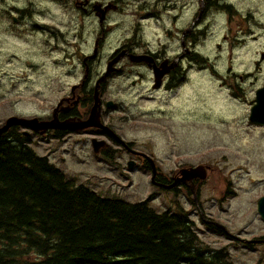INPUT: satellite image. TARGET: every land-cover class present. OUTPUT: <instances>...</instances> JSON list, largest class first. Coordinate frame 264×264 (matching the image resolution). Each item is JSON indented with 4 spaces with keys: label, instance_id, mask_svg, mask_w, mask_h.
Returning <instances> with one entry per match:
<instances>
[{
    "label": "rangeland",
    "instance_id": "obj_1",
    "mask_svg": "<svg viewBox=\"0 0 264 264\" xmlns=\"http://www.w3.org/2000/svg\"><path fill=\"white\" fill-rule=\"evenodd\" d=\"M32 1L49 5L37 16V23H58L64 30L97 26L92 16L74 21V11L70 19L69 11L57 1ZM105 1L114 4L110 9V28H126V33L119 30L111 36L110 51L123 36L133 38L138 27L143 28L139 37L153 49H162L172 42L174 34L168 30L171 18L162 10L164 0L159 5L161 17L134 12L135 5L143 9L142 4H157L158 0ZM229 1L234 3L233 12L208 17L206 24L212 27L202 28L206 34H200V44L195 49L205 60L201 65L192 63L190 79L180 93L159 92L149 99L148 85L134 91L130 80L124 89L113 84L108 90L120 105L114 113L118 131L126 141L153 156L158 168L169 173L178 165L209 166L206 180L193 185L195 191L199 190L196 203L192 200L195 195L187 193L190 188L182 187L176 195L173 190L154 186L150 171L136 168L137 165L130 169L129 154L121 144H112L118 154L109 160H98L90 147L92 135L88 134L79 136L83 139L72 145L36 135L28 144L38 155L47 156L60 166L68 178L101 196L137 203L154 194L149 206L158 213H176L179 201L206 244L227 249L234 264H264V241L252 242L264 238V219L258 205L264 194V127L249 120L256 90L264 84V0ZM13 3L17 0L0 1V125L11 115L46 116L57 101L43 86L49 77L33 79V72L28 69L32 43L42 45L44 34L23 27L17 28L21 32L17 36L6 32L12 21L5 16V8ZM115 5L123 9L118 11ZM195 8L192 5L191 12L186 10L180 15L176 24L187 20ZM83 40L79 38L80 44ZM62 42L66 46L64 38ZM34 57L33 63L39 68V55ZM44 67H50L49 63ZM81 75L82 69L73 77L78 80ZM128 89L133 93H128ZM142 103L143 108L139 106ZM118 168L122 171L119 176L110 170Z\"/></svg>",
    "mask_w": 264,
    "mask_h": 264
},
{
    "label": "trees",
    "instance_id": "obj_2",
    "mask_svg": "<svg viewBox=\"0 0 264 264\" xmlns=\"http://www.w3.org/2000/svg\"><path fill=\"white\" fill-rule=\"evenodd\" d=\"M30 141L16 126L0 136V264H234L227 249L202 240L179 203L176 213H158L153 195L137 203L101 196Z\"/></svg>",
    "mask_w": 264,
    "mask_h": 264
},
{
    "label": "flooded vegetation",
    "instance_id": "obj_3",
    "mask_svg": "<svg viewBox=\"0 0 264 264\" xmlns=\"http://www.w3.org/2000/svg\"><path fill=\"white\" fill-rule=\"evenodd\" d=\"M2 1V0H0ZM59 2L62 7L69 11L70 19L74 21L82 20L88 16L94 17L96 28H60L58 23H37L38 15L45 12L49 5H41L32 0H17V3L11 4L5 8V16L12 21L6 30L10 35L17 36L21 32L17 28H28L30 31H38L44 34L42 45L33 42L34 50L30 53L32 62L29 63L28 69L33 72L31 78L39 80L41 77H49V82L43 84L45 90H48L51 99L57 97L54 107L52 106L46 116H38L40 120L59 123H75L85 121L90 117L92 108L98 98V111L100 121L109 129L103 127H89L80 130H70L67 128H51L44 133L33 131L32 135L48 138L50 141L68 143L69 145L79 143L83 135H92L90 138L105 141V146L96 153L99 159H115L118 154L112 144H121L129 154V159L135 161L136 168H143L152 171L151 162L136 152L145 151L136 149L132 141H126L124 135L118 131V118L114 113L120 108L119 103L110 97L108 90L115 84L119 89H124L126 83L130 80L131 89L140 90L148 85L150 93L149 99L153 94L165 92L166 94L180 93L185 84L190 79L189 73L193 62L201 65L200 61L204 57L195 49L200 44V34L206 32L202 28H211V24H206L208 17L216 16L219 13H231L235 6L229 0H164L163 7L165 13L171 18V24L168 30L174 34L172 42H169L162 49H153L150 43L139 37L138 33L143 28H135L134 37L123 36L118 40L116 46L111 49V36L116 31L122 30L126 33V28H110L111 8L113 3L105 0H51ZM113 1H133L136 0H113ZM157 4H142L141 8L135 5L134 12L139 14L143 11L147 17H161V10ZM53 5H55L53 3ZM192 5H195L194 13L182 24H176L180 15L185 14L186 10L191 12ZM118 11L123 8L121 5H115ZM104 17V21H101ZM252 15L249 16L251 19ZM30 21L31 25H26ZM128 30V28H127ZM75 37V39H72ZM67 41L66 46L62 39ZM79 38L84 39L82 44ZM48 50H47V48ZM75 47V49H74ZM107 51V53H105ZM110 51V52H109ZM54 53L56 56L53 58ZM119 53L123 56L112 61ZM147 54L143 60H133L131 54ZM194 53L199 54L196 58ZM34 54L39 55V68L35 62ZM205 60V58H204ZM49 63L50 67H44ZM82 69V75L78 80L73 77L74 72ZM202 70L198 68V70ZM109 70L108 73L106 71ZM52 71V75L50 74ZM139 79V80H136ZM128 89V93H133ZM143 92V91H142ZM148 99V100H149ZM145 103V102H144ZM144 103L139 106L143 108ZM143 113V111H142ZM35 117V116H32ZM110 119V120H109ZM82 137H79L81 136ZM78 137V138H77ZM63 159V158H62ZM141 164V165H140ZM185 166H176L169 173L163 169H158L159 176L175 177L179 175V170ZM117 171L121 175L122 171ZM77 171V170H76ZM159 181V180H158ZM163 184H169L159 181ZM198 185L199 181H194ZM180 186L187 189L188 183Z\"/></svg>",
    "mask_w": 264,
    "mask_h": 264
},
{
    "label": "water",
    "instance_id": "obj_4",
    "mask_svg": "<svg viewBox=\"0 0 264 264\" xmlns=\"http://www.w3.org/2000/svg\"><path fill=\"white\" fill-rule=\"evenodd\" d=\"M102 18L103 17H101V19ZM218 47L220 48V46ZM131 56L137 57L136 58L137 60H142L145 57H150L149 55L140 56L134 54H131ZM250 120L251 122L257 125L264 126V85L256 90L255 104L251 108ZM12 126H22L27 129H32L35 131H42V132L46 131L49 128L63 127L70 130H80L91 126H101L99 111H98V98L96 99V103L92 108L90 117L85 121H80L75 123H59L56 121L53 123V122L40 121L38 118L27 119V118L12 116L7 119L6 123L3 126L0 127V136ZM25 133L28 132L26 131ZM92 145L94 151L98 153L105 144L103 141L93 139ZM143 155L151 161V164L153 166L152 182L155 184H160L156 182L157 169L155 166V162L147 155L145 154ZM133 167H134V162L132 161L129 162V168H133ZM206 177H207V169L205 168V166L201 165L198 167L182 169L180 171V176L175 179L173 184L168 185L167 187L173 188L179 182L183 183L187 181H193L198 178L205 179ZM258 205H259V213L261 217L264 219V196L259 199Z\"/></svg>",
    "mask_w": 264,
    "mask_h": 264
}]
</instances>
